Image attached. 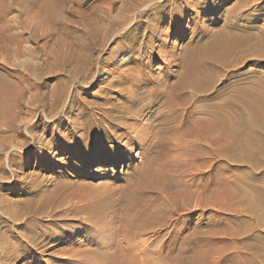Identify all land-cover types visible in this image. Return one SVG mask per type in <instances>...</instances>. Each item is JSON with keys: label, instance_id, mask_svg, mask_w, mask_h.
Wrapping results in <instances>:
<instances>
[{"label": "rangeland", "instance_id": "374dc122", "mask_svg": "<svg viewBox=\"0 0 264 264\" xmlns=\"http://www.w3.org/2000/svg\"><path fill=\"white\" fill-rule=\"evenodd\" d=\"M80 1L59 0L57 9L64 13L61 12L63 22L59 21L58 26L63 30L57 29L58 26L52 30L47 26L41 28L40 21L47 20L36 15L39 5L35 7L28 0H6L4 3L11 12L0 21V29L8 27L7 31L0 30V101L4 98L3 104H6L0 106V116L1 112L11 111L16 125L13 129L2 127L0 130V223L4 214L19 211L25 199L18 195L26 192L23 187L33 184L38 177L44 181L40 199L55 198L63 201L65 207L75 204L78 198L99 204L96 215L102 229L98 234L106 243L102 251L111 249L109 253H112L127 248L120 235L126 227L125 220L119 217L111 221V217L129 214L127 208L140 205L148 210L147 213L151 212L149 216L154 214L155 225L145 230L150 243L144 248L149 250L151 264H264V180L259 190H249L247 201H227L217 196V185L211 186L208 193H196L191 198L179 195L178 199L177 189L158 196L134 194L135 188L142 183V177L138 176L140 171H145L147 163L156 159L158 149L164 144L175 145L176 142L171 141L172 136L152 132L158 123L154 115L165 102L152 106L146 100L144 110H139L142 106L135 103V96L147 95L149 89H140L128 79L119 84L120 74L127 70L135 75L141 70H152L157 81H162L171 56H176L182 65L191 58L196 46L235 41L238 36L247 39L242 49H250L249 58L239 62L234 61L236 56L230 58L232 67L220 72L218 80L233 72L249 71L251 77L264 83V8H261L264 0H243V4L242 0ZM146 10H149L147 14H142ZM78 40L88 48L81 46ZM148 41L152 43L151 52L144 46ZM16 47L19 51L15 53ZM86 61L91 65L85 72L80 70L79 63ZM174 69L178 68L170 70ZM21 75L23 78L19 77ZM29 77L37 85L34 89H28L24 82V78ZM179 78L176 73L169 84L176 83ZM2 92H6L4 97ZM56 93H59V100ZM72 102L74 109L67 106ZM83 105L81 113L79 109ZM142 130L147 132L146 144L150 147L147 158L140 157L138 153H142V149L135 143L137 133ZM129 138H133V142L127 145ZM33 149H42V155H32L30 150ZM171 155L178 162L186 160V154L179 150H172L168 153ZM28 159L32 162L25 168L24 162ZM221 165L222 162L212 160L210 167L195 169L197 172L203 170L204 181L219 177L228 180L229 169L219 170ZM101 166L106 171L100 172ZM256 173H264V169ZM240 180L247 179L242 175ZM190 190L195 192L196 188ZM256 193L263 196L254 198ZM235 210L238 212L234 213ZM231 215L239 216L243 222L240 225L231 222ZM82 216L89 218L86 214ZM45 230L59 232L55 227L39 229ZM87 236L76 232L67 240L80 241ZM172 236L179 239L176 248H165L163 258L159 257L161 245ZM107 242L113 245L107 246ZM83 248L73 245L47 247L43 249L46 253L36 251L34 258L43 264H77V255ZM25 258L17 257L14 264H25ZM62 258L70 263L60 262Z\"/></svg>", "mask_w": 264, "mask_h": 264}, {"label": "bare ground", "instance_id": "6f19581e", "mask_svg": "<svg viewBox=\"0 0 264 264\" xmlns=\"http://www.w3.org/2000/svg\"><path fill=\"white\" fill-rule=\"evenodd\" d=\"M5 1L6 0H0V21L4 20L5 17L8 16L11 12L10 7L5 6ZM28 1L35 7H38L39 5L36 15H39L38 17H44L47 20L45 21L44 19L43 21L45 22L40 21L42 25L38 21L39 25L43 26L41 28L45 29L44 26H47L46 28H48L49 30L57 28V26L60 24L59 21H62V11L60 12V10L57 9L59 0ZM86 1L89 0H81L80 2L85 3ZM256 1L257 0H255V2ZM241 2V4H243V0ZM245 2L247 3L248 1ZM250 2H253V0ZM154 9L157 10L156 8ZM148 11L146 10L142 12V14L145 15ZM157 21L158 20H156V22ZM36 25L38 24L36 23ZM232 28H235V26ZM2 29L4 31H7L8 27H3ZM57 29L63 30L62 26H58ZM49 30L47 31V33L49 32ZM54 31L55 30H53V32ZM59 33L62 34L63 32ZM90 34L92 35L93 33L91 32ZM94 34L97 35L96 31H94ZM94 34L93 38H95ZM61 37L63 36L61 35ZM238 37L239 38L236 40L233 38L235 41H232L230 39L227 40V42L222 41L223 43H217L213 45L210 44V46H196L195 52L192 54L191 58L187 60V62L186 60L183 61L182 65L180 64L179 59H177L176 56H171L167 65L168 71H165L166 73L164 74V80L162 81H157L158 78H155L156 75H154L152 70L148 69V71L141 70L137 75H135L136 73L133 74L134 72L129 70L124 71L120 74L119 84H122V81H124V79H128V81L133 82L134 86L140 89H149L147 95H144L143 93L138 97L135 96V103L142 106L139 108V110H144V101L146 100H148V102L146 103H150V105L152 106L159 104L161 101L165 102H163L164 105H162L161 109L158 110L157 113L153 111L155 113L154 117L158 123H155L157 126L153 127L152 132L161 136H172L171 141L176 142L175 145L164 144L163 142L166 139L163 136V139L161 141L164 145L163 147H161V150L158 149L159 154L157 157H154L156 158V161H153V159L152 161H149L147 163L148 167L144 169L145 171L142 172V168H140L142 169L141 171L139 170L141 174L138 176L142 177L141 179L143 184L141 183L140 186L135 188V195L158 196L162 193L166 194L169 191L171 192L177 189L176 191L178 192H175L176 197H178L179 195H185L186 197L191 198L194 197L192 195L196 193H199L201 195L206 194L208 193L211 186L217 185V196H220L226 199L227 201H236L237 199H243L247 201L249 200V190H254V192H256L255 190H259V188L262 187L261 183L264 180V173H256V171L260 170L261 168L264 169V83L257 81L255 79L256 77H251L249 75L251 72L249 71L243 73L233 72L232 75H225L223 79L218 80L220 72L224 71L226 68L228 70V68L232 67L233 63L232 65L229 64L230 58L232 59V57L236 56L234 61L237 62L241 61L242 58H249L248 51L250 49H247L246 51L242 49V47L245 46L244 41H247V39L242 40L240 36ZM96 40L98 39L96 38ZM259 43L261 44L260 41ZM263 44L264 43H262V45ZM80 45L88 48L87 45H84L82 43H80ZM144 46H147L149 52H151V50L153 49L152 43L150 44L149 41L146 44L144 43ZM121 47L124 48V45ZM0 50H2L1 46ZM18 51L19 50L16 47L14 49V52L16 53ZM112 53L114 54V52ZM115 54L118 55V53ZM239 54H241V56H237ZM75 59H77V57ZM234 61L232 60V62ZM79 64L80 70L85 72L89 69L88 67L91 65L90 62H88L87 64V61L85 63L80 62ZM173 68L178 69H174L173 71L170 70ZM12 73L9 74V77L12 76ZM176 73H179L180 78L177 80L176 83L169 84L170 80L174 76H176ZM19 77L23 78L22 75ZM141 78L144 79L141 80ZM232 80H234V83ZM24 82L29 87L28 89H34L37 86H35V83L31 82L30 77L29 79L24 78ZM18 92H20V90ZM5 94L6 92H2L3 97L5 96ZM56 95L58 96L59 93H56ZM10 97L11 96L7 98L9 99ZM3 99L2 101H0V106H2L5 101ZM9 100L8 101L11 104L12 98ZM57 100H59V96ZM177 100L178 102L176 104ZM58 102L59 101H57V104ZM131 102L133 103V101ZM74 105L75 104L72 102V104H69L67 106L69 108L74 109ZM84 108L85 107L83 105V107L79 109V112L82 113L84 111ZM130 113L131 112H127V114ZM1 114L2 115L0 116V130H2V127H6L7 129H13L16 125V120L13 113H11V111H8L7 114H4L3 112H1ZM27 132L31 133L32 130H27ZM146 133L144 132V130L138 132V136L135 140V143H137V145H140V148L142 149V153L138 154H140V157L142 156L144 158L148 157L150 149L149 145L146 144V139H148L146 138ZM132 139L129 138L126 144L128 145L130 141L133 142ZM64 140L65 138L63 137L61 139L62 143H64ZM172 150H179L186 154V160L182 161L181 159V162H178L174 157H172V155L168 156V153H172ZM30 153L32 155L39 156L42 155V149H33L30 150ZM212 160H218L222 162V165L219 167V170L229 169V176L227 177L228 180L219 179V177L216 179L212 178L209 180L205 178L206 180L204 181V172H202L203 170H199L200 172L196 171L197 169L195 168L198 166L202 168H207ZM31 162V159L26 160V162H24L25 168L31 165ZM103 166L99 168L100 172L106 171V168ZM242 175L247 179L246 181L240 180ZM198 178L204 182L198 184L201 181H198ZM34 181L35 182L33 184L28 183L26 187H23L26 192H21L22 194L18 195L21 199H25V202L20 205L21 208H19V211L14 212V214L12 215L9 214V211V213H6V215L4 214V216L6 217H1L0 264H14V261L17 260V257L25 256L27 257L25 258V264H43L42 261L36 260L34 258V256H36L34 253L38 251L40 254H43L45 252V250H43L44 248L48 247V249H51L62 245H73L80 248L84 247L83 251H80L79 255H77V264H151L149 254H147L149 250L147 251L144 247L150 243L145 236V230L147 229L146 227H152L154 224L153 213L151 217L149 216L151 215V212L149 214L147 213L148 210L146 211V209L142 206L136 205L135 208H127L129 214L127 213L124 216H120L118 215L119 213H117L118 216H112L111 221L117 218L119 220V217L125 220L126 227L121 230L122 234L120 235L122 237L121 241L127 244V248L118 249L119 251L117 250L112 253H109V251H111L110 248V250H107V252L102 251V249L105 248L104 245H106V243L98 234L99 232H101L102 229L99 225V219L96 215L99 204L92 203L90 201H85L81 198L80 200L77 197L78 201L75 202V204H69L65 207V203L63 201L61 202L55 200V198L42 199L41 197L40 199L39 194L41 193L44 181L43 179L40 180L38 177ZM194 188H196V190L195 192H192L190 189ZM257 195H254V198L263 196L264 194L258 196ZM178 199L176 198V200ZM258 201L261 202V199ZM178 206H176L177 209H179ZM237 212L238 210L234 211V213ZM247 213L249 215V212ZM81 214H86L89 216V218H86ZM250 214V216H252L253 214H255V211L253 214ZM238 217L237 215H231L229 219L231 222L240 225L243 221L241 220V218ZM66 218H68V220H66ZM111 221L109 222V224L112 223ZM70 223L74 225H70ZM60 224L63 225L60 226ZM106 224L108 223L106 222ZM49 227H55L59 230V232L53 233L52 231L46 230L39 231V229H47ZM76 232L88 234V236L85 240L68 241V237ZM178 242V237L172 236L169 241L161 245L160 249L162 253L156 254L158 256L160 255L161 258H163L162 254L165 248L174 249L176 248ZM111 244L112 243L110 242L107 244V246H110ZM135 249H138V251H135ZM66 259L67 258H62L60 262L70 263L68 262L69 260ZM156 263L159 264L158 262Z\"/></svg>", "mask_w": 264, "mask_h": 264}]
</instances>
